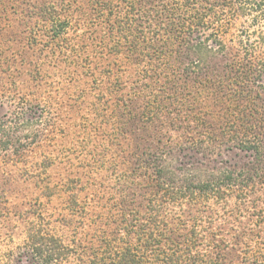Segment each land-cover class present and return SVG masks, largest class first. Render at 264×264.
<instances>
[{
  "label": "rangeland",
  "instance_id": "374dc122",
  "mask_svg": "<svg viewBox=\"0 0 264 264\" xmlns=\"http://www.w3.org/2000/svg\"><path fill=\"white\" fill-rule=\"evenodd\" d=\"M158 3L0 0V264H43L41 238L60 248L50 264H120L138 242L122 227L156 216L163 159L177 175L218 169L249 184L262 212L244 224L264 229V0H203L188 39L214 52L198 64L184 46L167 53L159 27L145 32ZM224 191L240 209L243 192ZM166 201L156 210L173 221L181 210ZM263 235L251 251L264 256Z\"/></svg>",
  "mask_w": 264,
  "mask_h": 264
},
{
  "label": "trees",
  "instance_id": "16d2710c",
  "mask_svg": "<svg viewBox=\"0 0 264 264\" xmlns=\"http://www.w3.org/2000/svg\"><path fill=\"white\" fill-rule=\"evenodd\" d=\"M202 2L203 0H160V3L149 10V15H146L148 19L154 21V25L149 24L145 27V32L156 35L159 27V33L163 32L165 35L163 39L168 41L167 53L177 54L180 52L177 46H184L185 54L187 52L186 59L189 60L187 56L191 54L197 56L198 64L202 57L214 52L204 42H193L188 39L192 29L197 27L193 24L203 22L204 14L199 6ZM114 12L116 13L110 15L108 22L111 21L118 26V11ZM160 15L165 18L163 26L157 23ZM129 30L126 28L122 32L125 35ZM139 38L142 37L139 36L133 41H138ZM194 69L195 66H193ZM1 132L3 131H0V134ZM2 138L7 139V136L4 138V135H0V143ZM8 143L9 141L5 140V144ZM194 143L202 146L207 144L201 138L195 139ZM169 162L163 159L154 172L160 189L151 192L150 205L154 207L153 213L156 216L152 214L153 217L143 218L140 213H137L130 218L133 223L122 227L123 233L135 234L138 242L136 245L128 243L125 246L124 259L120 264H230L233 262L229 258L232 253L243 254V264H264L262 250L256 251V254L251 251L254 249V243L263 244L259 240L264 229L256 223H253L250 229L247 223L244 224L250 221L251 211L262 212V208H257L246 195L248 191H251L250 185L240 178L235 179L231 173L218 169L210 171L195 168L177 175ZM177 182H181V185ZM235 185L243 193L242 195L237 193L238 195L235 196L239 198L237 204L240 209L232 212L228 208L233 192L229 194L224 190ZM162 196L163 199H160ZM166 200L176 203L177 208L181 210L173 221L163 220L160 217V210H156L161 208L163 202H167ZM202 203L204 206L201 205ZM186 204L194 205L196 214L188 213L186 217H182L181 208H184ZM219 211H229V213L221 214ZM124 220H126L125 223L130 221L127 217H124ZM129 224L132 229H127ZM129 236L126 237L129 238ZM46 241L47 239L41 238L38 245H32V248L37 254L43 256V264H50L54 257L61 256V251L60 248L52 251L55 247H48L49 243ZM47 248L50 249L49 253H46Z\"/></svg>",
  "mask_w": 264,
  "mask_h": 264
}]
</instances>
